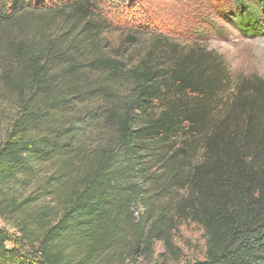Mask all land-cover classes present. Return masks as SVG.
<instances>
[{"label": "trees", "instance_id": "1", "mask_svg": "<svg viewBox=\"0 0 264 264\" xmlns=\"http://www.w3.org/2000/svg\"><path fill=\"white\" fill-rule=\"evenodd\" d=\"M114 1L0 0V101L14 109L0 216L17 228L0 229V264H133L151 238L170 247L175 219L203 231L194 264H264V84H236L223 106L226 79L202 56L164 70L108 55ZM237 1L234 22L256 35L254 5Z\"/></svg>", "mask_w": 264, "mask_h": 264}, {"label": "rangeland", "instance_id": "2", "mask_svg": "<svg viewBox=\"0 0 264 264\" xmlns=\"http://www.w3.org/2000/svg\"><path fill=\"white\" fill-rule=\"evenodd\" d=\"M237 0H117L109 3L113 26L102 39L105 52L130 65L142 58L157 62L169 70L172 61L193 53L204 57V67L219 72L217 79H226L221 86L219 102L228 104L240 82L264 84V9L258 0H241L247 9L254 5L256 35L241 32L234 17L240 4ZM261 9V10H260ZM251 11V10H250ZM213 70V71H214ZM251 92L250 88L248 89ZM14 117L13 107L0 101V138ZM198 156V155H197ZM44 169L29 185L20 189L28 196L44 178ZM131 211L128 231L132 232L141 213ZM170 247L157 238L138 247L133 264H194L204 259L206 251L202 229L188 220H174ZM0 229L17 234L16 219L0 216ZM128 255V249L124 250ZM132 262V261H131ZM130 262V263H131Z\"/></svg>", "mask_w": 264, "mask_h": 264}]
</instances>
